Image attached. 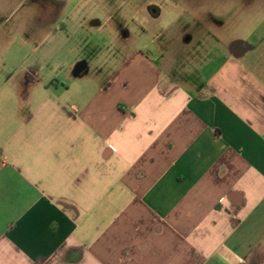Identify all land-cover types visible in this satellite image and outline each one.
I'll list each match as a JSON object with an SVG mask.
<instances>
[{
    "label": "crops",
    "instance_id": "crops-1",
    "mask_svg": "<svg viewBox=\"0 0 264 264\" xmlns=\"http://www.w3.org/2000/svg\"><path fill=\"white\" fill-rule=\"evenodd\" d=\"M87 2L0 0V264H264L251 47L211 40L232 57L206 83L183 71L191 37L181 61L156 38L160 56L133 49L91 80L87 44L60 56Z\"/></svg>",
    "mask_w": 264,
    "mask_h": 264
},
{
    "label": "rangeland",
    "instance_id": "rangeland-1",
    "mask_svg": "<svg viewBox=\"0 0 264 264\" xmlns=\"http://www.w3.org/2000/svg\"><path fill=\"white\" fill-rule=\"evenodd\" d=\"M62 1L71 11L83 0ZM87 4V12H92L90 25L72 36L68 47L71 49L60 56L62 59L77 56L79 45L87 44L84 51L85 59L90 61L87 75H92L91 80L102 72L101 62L105 63L104 67L109 59L121 61L133 49L149 55L150 47L154 57L160 56L158 44L154 42L156 38L172 44L169 57L181 61L185 52L178 50L187 45L178 37L186 36L193 39L192 49L199 48L197 64L189 59L183 68L191 78L199 77L207 83L232 57L211 40L239 39L251 47L249 54L241 59L247 76L264 89V0H88ZM168 28L170 32L166 34ZM169 36H172L171 42ZM92 54L97 56V61L91 59Z\"/></svg>",
    "mask_w": 264,
    "mask_h": 264
},
{
    "label": "water",
    "instance_id": "water-1",
    "mask_svg": "<svg viewBox=\"0 0 264 264\" xmlns=\"http://www.w3.org/2000/svg\"><path fill=\"white\" fill-rule=\"evenodd\" d=\"M240 44H241V42H236V43H234L233 50H234L236 53H239L240 50H242V49L240 48Z\"/></svg>",
    "mask_w": 264,
    "mask_h": 264
},
{
    "label": "flooded vegetation",
    "instance_id": "flooded-vegetation-1",
    "mask_svg": "<svg viewBox=\"0 0 264 264\" xmlns=\"http://www.w3.org/2000/svg\"><path fill=\"white\" fill-rule=\"evenodd\" d=\"M187 39H190L189 37H187ZM244 50V49H243ZM243 50L241 51V53L243 52Z\"/></svg>",
    "mask_w": 264,
    "mask_h": 264
}]
</instances>
